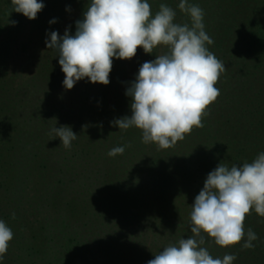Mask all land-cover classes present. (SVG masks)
Masks as SVG:
<instances>
[{"label": "trees", "instance_id": "16d2710c", "mask_svg": "<svg viewBox=\"0 0 264 264\" xmlns=\"http://www.w3.org/2000/svg\"><path fill=\"white\" fill-rule=\"evenodd\" d=\"M41 2L29 20L0 0V220L14 233L3 264H147L191 235V205L209 172L264 152V0H189L204 10L208 48L226 71L204 127L168 149L110 123L131 115L127 87L166 49L138 48L131 60L113 59L108 85L85 78L67 90L45 41L52 31L74 35L90 0ZM148 2L153 14L163 3L175 22L190 23L180 0ZM62 125L77 134L70 149L50 140V129ZM114 147L125 151L109 157ZM244 227L258 236L254 248L210 242V254L264 264V217L253 210Z\"/></svg>", "mask_w": 264, "mask_h": 264}, {"label": "clouds", "instance_id": "9594fccd", "mask_svg": "<svg viewBox=\"0 0 264 264\" xmlns=\"http://www.w3.org/2000/svg\"><path fill=\"white\" fill-rule=\"evenodd\" d=\"M11 4L14 12L29 20L45 7L41 0H11ZM178 8L190 23L175 22L176 11L163 3L153 14L148 0H90L83 19L76 21L74 35L67 29L63 36L52 31L45 41L48 49L57 52L67 90L85 78L108 85L114 58L131 60L138 48L146 54L158 46L165 48L154 60L142 63L127 87L131 115L110 122L119 130L139 129L143 143L160 149L173 147L194 128L204 127L203 118L220 95L215 85L226 71L208 48L214 41L205 31L204 10L189 0H180ZM48 134L50 140L58 137L65 149L77 139L67 125L54 126ZM124 151L114 147L107 155ZM253 210L264 217V152L240 165L221 162L209 172L191 205V235L169 243L147 264H233L236 255L214 258L206 244L228 248L243 241V249L254 248L258 236L244 227ZM13 238L12 229L0 220V264Z\"/></svg>", "mask_w": 264, "mask_h": 264}, {"label": "rangeland", "instance_id": "374dc122", "mask_svg": "<svg viewBox=\"0 0 264 264\" xmlns=\"http://www.w3.org/2000/svg\"><path fill=\"white\" fill-rule=\"evenodd\" d=\"M70 16H71V15H70ZM70 16H69V17H70ZM69 19H70V18H69Z\"/></svg>", "mask_w": 264, "mask_h": 264}]
</instances>
